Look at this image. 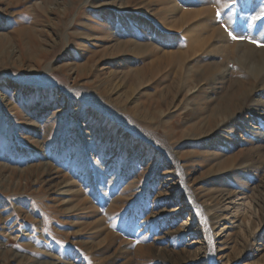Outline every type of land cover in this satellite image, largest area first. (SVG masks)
I'll list each match as a JSON object with an SVG mask.
<instances>
[{"label": "rangeland", "instance_id": "obj_1", "mask_svg": "<svg viewBox=\"0 0 264 264\" xmlns=\"http://www.w3.org/2000/svg\"><path fill=\"white\" fill-rule=\"evenodd\" d=\"M262 26L264 0H0V264H264V47L225 31Z\"/></svg>", "mask_w": 264, "mask_h": 264}, {"label": "snow or ice", "instance_id": "obj_2", "mask_svg": "<svg viewBox=\"0 0 264 264\" xmlns=\"http://www.w3.org/2000/svg\"><path fill=\"white\" fill-rule=\"evenodd\" d=\"M264 27V26H262ZM225 31L228 32L229 37L231 38L232 41H247L248 43L254 44L257 47H264V44L256 41L255 39L246 36V35H234L232 32H229L227 28H225Z\"/></svg>", "mask_w": 264, "mask_h": 264}, {"label": "bare ground", "instance_id": "obj_3", "mask_svg": "<svg viewBox=\"0 0 264 264\" xmlns=\"http://www.w3.org/2000/svg\"><path fill=\"white\" fill-rule=\"evenodd\" d=\"M1 170H2V168H1ZM45 171H48V169L45 170ZM49 172H50V171H49ZM51 174H52V173H51ZM52 175H53V174H52ZM222 227H223L222 229H226V228H227L226 226H222ZM222 229H221V230H222ZM220 236H221V235H219V233L216 235L217 238H220ZM224 238H225V236H222V237L220 238V240L217 241L216 243L219 244V245L223 244L224 241H221V240H223ZM263 247H264V246H263ZM219 251H220V250H219ZM48 264H49V263H48Z\"/></svg>", "mask_w": 264, "mask_h": 264}]
</instances>
